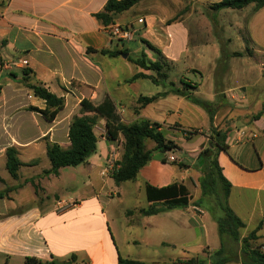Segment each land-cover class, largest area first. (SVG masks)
<instances>
[{"label":"crops","instance_id":"1","mask_svg":"<svg viewBox=\"0 0 264 264\" xmlns=\"http://www.w3.org/2000/svg\"><path fill=\"white\" fill-rule=\"evenodd\" d=\"M107 1L0 0V195L4 194L0 199V264H24L27 258L65 264L72 257L74 260L70 264H119L120 257L139 260L145 264H183L181 261L187 259L169 255L167 249L176 248L179 242L184 241V228L194 230L197 224L205 227L208 212L216 224V217L223 215L215 216L209 208L208 199L200 195L196 199L192 198L186 209L176 208L153 216H143L140 211L148 209L152 204L147 199V185L163 188L178 182L189 188L185 171L172 163H163L158 156H154L135 180L116 185L105 165L117 142L107 140L106 127L105 135L101 134V137L95 132L98 139L97 151L86 163L72 167L77 168L79 171L76 172L80 175V180L74 187L76 196H61L48 191V183L55 177L61 178L64 168L59 170L58 176L44 175L45 171L51 169V163L46 158L47 146L59 144L68 148L70 124L75 116H80L77 114L70 117L68 112L62 116V111L68 108L69 103L78 102L80 105L84 99H88L99 105L109 97L120 114L119 104L129 100L136 104L140 97L138 86L141 80L132 83L128 81L135 74L144 71L123 55L110 57L101 54L102 50L122 49L111 41L101 23L93 16L103 11ZM45 3L53 7L54 14L49 19L40 9ZM138 6L139 4L131 10ZM63 8L68 11L61 13L59 10ZM117 21L120 24L145 22L140 26V37L148 42L157 23L154 16L141 19L125 17ZM20 42L24 47H18ZM141 43L144 44L142 40ZM132 52L136 53L134 50ZM109 59L118 61L125 68L132 64L136 69L131 76L121 80L116 66L110 65ZM107 65L111 67L108 72ZM23 70L28 72L26 77L32 83L41 82L51 92L65 98V108L55 121H41L35 113L25 111L30 106L44 109L45 104L35 97L33 91L26 88L25 92ZM18 72L22 73L21 77ZM231 74L233 75L232 69ZM4 75L8 77L4 78L3 83L1 81ZM237 78L239 81L227 89V102L240 106V113L232 117L238 121L242 117L243 122L237 123L235 120L234 129L227 131L228 150L216 151L215 155L223 175L232 185L229 204L246 225L241 232H251L263 221L258 235L259 240H264V235L261 234L264 231V68L255 80L242 76V71H239ZM108 81L115 84L111 90L105 86ZM163 88L157 94L168 91ZM212 93L211 99L215 102L216 93ZM194 95L197 97L195 93ZM170 99L177 103L174 102L175 104L165 109V117L180 114L183 102L187 100L169 94L141 109L139 114L135 112V119L157 122L162 125V130L163 126L174 124L184 127L179 121H160L157 117L163 110L154 106ZM151 109L155 111L149 113ZM261 111L262 116L258 120L253 119ZM66 120L67 131L62 124ZM213 121V126L221 130L222 127L218 129V116L215 115ZM250 132L256 133L257 137L243 138V133ZM120 141L123 143V139ZM100 142L103 143L101 149ZM10 147L18 150L23 163L18 179H13L6 167V151ZM39 150L44 151L45 163L43 159H37L36 152ZM179 150L184 152L180 147ZM32 181L41 185L38 193ZM127 184L132 185L128 188ZM142 188L145 203L123 211L114 204L115 196L119 204H124L127 198L137 200ZM62 203L65 205L61 206ZM203 206L207 207L208 212ZM195 207L202 212L195 211ZM187 215H192V218L188 220ZM120 218L124 219L123 223ZM157 224L160 230L151 232ZM137 229H143L144 234H133ZM205 238V247L202 248L205 253L198 258L211 264L207 252L219 250L221 240L219 236V244L211 246L207 235ZM143 245L166 249L164 257L152 260L136 258L133 250ZM230 264L242 262L233 261Z\"/></svg>","mask_w":264,"mask_h":264},{"label":"rangeland","instance_id":"2","mask_svg":"<svg viewBox=\"0 0 264 264\" xmlns=\"http://www.w3.org/2000/svg\"><path fill=\"white\" fill-rule=\"evenodd\" d=\"M219 1L145 0L134 10L122 15L127 19H141L146 18V16H154L157 23L154 28L155 32L153 31L152 36L149 37V43L163 51V57L167 59L165 60L164 71L170 76L168 82L175 83L176 87L179 88L184 87L183 83H188L193 87L190 88L191 92L195 93L201 100L211 104L210 111L214 112V116H218V123L220 124L218 129L222 127L221 130L223 132H229V130L234 129L233 125L236 121L238 123L243 122V120L242 117H239L241 118L239 121L232 117L234 114L238 115L240 113V106L227 102L229 92L227 89L239 81L237 78L239 71H242V76L248 77L249 80H255L264 68V9L257 12L255 6L250 5L242 10L223 9L217 12L212 7ZM52 8V5L49 3H45L40 7L47 19L54 14ZM59 11L62 13L68 10L63 8ZM122 15L116 19H124ZM117 22L116 24L124 27L135 25L134 27L137 30V35L133 41L124 42V44L122 42L119 43L126 45L122 47V51H127L128 59L129 57H139L143 51H146L148 57L154 61L160 58L150 51L146 45L141 43L143 38L140 37L142 33L140 26L141 24L143 26V22H138V24L137 21L135 24H120ZM141 44L143 48L140 51L139 47ZM18 47L22 48L24 44L20 42L18 43ZM132 49L136 53H140H133ZM108 61L110 65L116 66V71L121 80L131 76L132 72L136 69L132 64H128V68H125L118 61L116 62L110 59ZM110 69L111 67L107 65L106 71L108 72ZM231 69L233 70V75L231 74ZM147 73L156 76L153 72ZM18 75L21 77L22 73L18 72ZM5 77L8 76L4 75L1 82H5ZM12 80L15 79L13 78ZM105 86L111 90L115 84L108 81ZM24 88L26 92L27 87L25 85ZM163 90L164 88L162 86H158L149 80H141L138 86L140 96H153ZM212 91L216 93L215 102L211 99ZM174 102L176 101H172V99L162 101L160 104H156L154 108H161L163 110L157 114L160 121H179L185 127L184 129L179 124L163 126V131L167 139L173 140L178 147L184 149V152L182 151L183 153H181L179 149L164 154L154 151V156H158L161 162L163 159H166L167 163H174L185 171V179L190 188V193L192 198L196 199L200 195L203 196L200 182L210 171L213 155L217 151L213 145L214 140H210L214 129L217 130V128L214 126L212 128L214 121L209 122V111L188 100L183 102L184 107L180 114L170 115L166 118L164 114L165 109L175 104ZM80 106L81 104L78 105V102L73 104L69 103L68 108L62 111V116L67 112L70 117L77 114L80 116L92 115L91 113H83ZM137 107L138 104H134L130 100L124 104H119V115L120 117L122 116L121 120L125 124L130 125L139 121V119H135L137 115L134 114ZM25 111H28V107L25 108ZM154 111L151 109L149 113ZM35 114L41 121L44 120L40 114ZM253 119H255V116ZM67 123L68 120L62 123L65 131H67ZM94 131L99 137H101V134L105 135V121L100 120L95 126ZM115 145V150L111 153L114 168H109L108 170V163L105 165L109 175H112L115 169L119 168V162L124 152V146L121 141L115 143ZM99 147L100 149L103 148V143L100 142ZM146 147L147 149L153 150L155 143L147 140ZM100 151L98 152L99 154L101 153ZM200 153L206 154L200 158ZM36 155L38 157L37 159H40V161L43 159V163L46 162L43 150L37 151ZM170 157H174L175 160H171ZM46 158L49 162L47 156ZM112 161L110 164H112ZM76 171L79 170L72 167L64 168L62 169L63 176L61 178L55 177L48 185L45 183L47 186L44 185L50 193H59L61 196L67 197L76 196V189L74 187L77 186L80 180V175ZM7 176L11 179L8 173ZM115 184L113 182V187H115ZM36 185L39 186V189L38 191L34 189L38 193L41 185L39 183ZM131 185L127 184V187L129 188ZM6 194H8V191ZM24 196L26 197L27 194L25 193ZM203 197L208 199L209 208L213 210L215 216L222 214L214 194L210 193ZM36 199L38 198L36 197ZM145 201V192L144 188H142L138 192L137 200L127 198L124 204H119L117 196H115L114 204L119 206L120 211H123L127 208H132L136 204L145 203ZM204 208L207 210L206 206H203ZM186 218L189 220L192 218V215H187ZM205 218L207 220L204 225L205 227H202V224H197L198 226L194 230L184 228V241L179 242L176 248L171 247L167 249V254L183 259L201 258L203 257V253H205L202 249L205 247V235H207L211 246H217L219 244L218 226L213 221V216L209 212ZM119 220L123 223L124 219L120 218ZM194 221L197 223L196 219ZM157 229L160 230L158 224L151 229V232ZM249 233L248 231H242L241 238L248 236ZM133 234H144V230H134ZM261 234L264 235V231ZM251 244L252 248L261 250L264 240L252 241ZM225 246L229 250V256L231 258L238 259L239 261L242 259L241 241H234L229 236H225ZM122 249L125 250L124 245H122ZM165 250L164 248L146 247L143 245L141 247H135L133 251L135 252L134 256L136 258L152 260L156 257L163 258Z\"/></svg>","mask_w":264,"mask_h":264},{"label":"trees","instance_id":"3","mask_svg":"<svg viewBox=\"0 0 264 264\" xmlns=\"http://www.w3.org/2000/svg\"><path fill=\"white\" fill-rule=\"evenodd\" d=\"M143 1L145 0H108L103 11L93 16L101 23L102 27L105 28L112 24H116L117 17L130 11ZM250 5H254L255 10L259 12L264 9V0H220L218 3L214 4L212 9L217 12L223 9L242 10ZM142 42L160 58L154 61L143 51L139 57H129L128 60L142 71L153 72L156 76L139 72L135 74L128 83L137 80H150L158 86L167 88L168 91L151 97L140 96L137 101L138 107L135 109L136 114H139L141 109L152 104L157 99L173 94L205 108L209 111L212 122L214 119V112L210 111L211 104L196 97L194 93L190 91V88L193 87L188 83H183L184 87L177 88L175 83L168 82L170 76L164 71L166 64L165 60L167 59L163 57V53L151 43L143 39ZM119 45L121 47L126 46L117 43V46ZM126 53L127 51H122V49L101 51V54L110 57H118ZM23 74L24 85L29 90L33 91L35 97L42 100L45 104L44 109L30 106L28 107V111L40 114L47 122L55 121L58 114L65 108V98L57 96L41 82L32 83L29 77H26L28 74L26 70H23ZM81 111L83 113H91L92 115L74 117L69 129L70 146L68 148H63L59 144H49L47 146V156L51 163V169L45 171L44 175L58 176L61 168L77 167L86 163L97 151L98 139L94 129L100 120H105L106 122L107 140L118 142L123 139L124 152L119 162V168L115 169L111 175L117 185L135 180L139 172L153 160L154 151L164 154L179 149L178 145L173 140L167 139L162 130V125L157 122L141 119L130 125L125 124L121 120L116 105L109 97L99 105H95L92 101L84 99L81 102ZM262 113L263 111L255 115V119L258 120L262 116ZM212 128H214L213 125ZM210 138V140H214L213 145L217 151L228 150V146L226 145V140L228 138L227 131L223 132L222 130L214 129L213 135H211ZM147 140L155 143V148L153 150L147 149ZM204 154L206 153H200L199 157L201 158ZM6 158L8 173L13 179H18L20 168L23 166L19 158L18 150L15 147L8 148L6 151ZM162 162L167 163L166 159H163ZM32 184L36 191H38L39 186L36 185L34 181H32ZM200 184L203 196H207L210 193L214 194L217 204L223 213L222 216L216 217L221 247L214 253L207 252L211 264H230L233 261H239L229 256V250L225 247V236H229L234 241H241L242 259L240 261L242 264H264V252L260 249L252 248L251 244L252 241H258L260 239L258 232L263 227V221H261L258 227L251 231L248 236L241 238V229L245 228L246 225L229 204L232 185L223 175L215 154L211 162V169ZM3 197L4 194H1L0 199ZM147 199L152 204L148 209H142L140 211L143 216H153L176 208L186 209L190 205L192 196L186 185L174 182L163 188H155L151 185H147ZM73 260L74 258L72 257L71 261L65 264H70ZM181 262L183 264H207L206 260H200L199 258H191ZM24 264H56V262H44L36 258H27ZM119 264L145 263L139 260L120 257Z\"/></svg>","mask_w":264,"mask_h":264},{"label":"built area","instance_id":"4","mask_svg":"<svg viewBox=\"0 0 264 264\" xmlns=\"http://www.w3.org/2000/svg\"><path fill=\"white\" fill-rule=\"evenodd\" d=\"M143 22V21H142ZM144 24V22H143ZM104 32L107 34V36L111 39L112 42H116V43H120L122 42L124 44V42H131L135 39V36L137 35V30L135 29V27L133 25L129 26V27H124L122 25H118V24H112L108 27L103 28ZM243 138H248L251 137L252 139H255L257 137V135L255 133H243ZM171 160H175L174 157H170ZM111 158L108 162V167L107 169L109 170V168H114V162L112 161V164H110L111 162ZM65 203H62L61 206H64ZM195 211L197 212H202L198 207L194 208ZM261 251L264 252V244L262 245Z\"/></svg>","mask_w":264,"mask_h":264},{"label":"water","instance_id":"5","mask_svg":"<svg viewBox=\"0 0 264 264\" xmlns=\"http://www.w3.org/2000/svg\"><path fill=\"white\" fill-rule=\"evenodd\" d=\"M124 57H128V55L127 54H125V55H123ZM56 264H62V263H59V262H56Z\"/></svg>","mask_w":264,"mask_h":264}]
</instances>
